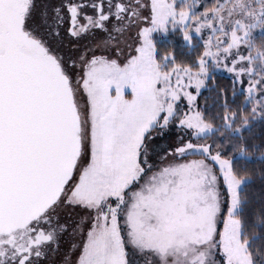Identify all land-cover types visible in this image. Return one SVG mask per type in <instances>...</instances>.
<instances>
[{"label":"snow or ice","instance_id":"obj_1","mask_svg":"<svg viewBox=\"0 0 264 264\" xmlns=\"http://www.w3.org/2000/svg\"><path fill=\"white\" fill-rule=\"evenodd\" d=\"M198 5L59 0L37 23L35 0H0V264H42L64 234V264H264V200L242 193L264 164V0ZM169 30L203 51L160 55Z\"/></svg>","mask_w":264,"mask_h":264},{"label":"trees","instance_id":"obj_2","mask_svg":"<svg viewBox=\"0 0 264 264\" xmlns=\"http://www.w3.org/2000/svg\"><path fill=\"white\" fill-rule=\"evenodd\" d=\"M215 0H207L203 5L211 7ZM155 36V44L158 48L160 55H165L168 52L174 53L177 62H191L195 57L201 52L200 47H195L189 50L182 43L181 35L178 31L173 32L168 35L165 41L160 39L158 34ZM216 83L219 86L230 89L231 78L215 74ZM203 91V94L199 97V104L202 110L205 111H215L214 108V94L208 91ZM230 102L234 108H238L241 103H243V95L238 94L234 101L231 100V93L229 92ZM245 135H248V130H245ZM255 142L257 145H264V123H255L253 125V135L249 138L248 143L251 144ZM259 153H257V156ZM247 167L253 172L252 181L247 184L243 189L242 193L248 198L250 206L258 207L260 202L264 200V178H262L261 173L264 172V164H261L259 160L253 159L252 162L247 163ZM259 243V241H258Z\"/></svg>","mask_w":264,"mask_h":264},{"label":"flooded vegetation","instance_id":"obj_3","mask_svg":"<svg viewBox=\"0 0 264 264\" xmlns=\"http://www.w3.org/2000/svg\"><path fill=\"white\" fill-rule=\"evenodd\" d=\"M36 3V22L41 23L42 17L41 13L46 11L51 5L58 4L59 0H35ZM135 35V30L131 31V36ZM129 41H131L129 39ZM89 41H82V44H86ZM61 222L69 220L70 222L79 221L80 216L76 212L62 211L61 212ZM79 238L73 237L70 234H64L59 242V249L56 252H49L48 258L42 262V264H64L66 257H71L73 244H78ZM75 255V254H74ZM77 258L76 255L69 259Z\"/></svg>","mask_w":264,"mask_h":264},{"label":"rangeland","instance_id":"obj_4","mask_svg":"<svg viewBox=\"0 0 264 264\" xmlns=\"http://www.w3.org/2000/svg\"><path fill=\"white\" fill-rule=\"evenodd\" d=\"M206 1H207V0H199V5H198V7H197V11H203V10H204L203 5L205 4ZM214 3H216V0H215ZM171 33H173V31H171V30H169V32H168L167 34L159 33V32H157V33H153L152 36H151V39H153V41H154V43H155V36H154V35L158 34V35L160 36V39H161L162 41H165V39H167L168 35L171 34ZM179 34L181 35L183 45H184L185 47H188L189 50H192V49H190L189 46L184 42L183 37H182V34H181L180 32H179ZM257 35H258V34H257ZM205 38H207V33L205 34ZM194 39H196L195 36H194ZM129 42H131V41H129ZM198 46L200 47V50H201V52H202V51H203L202 43H197V45H196L195 47H198ZM217 74L225 75V76L231 78L230 75H229L227 72H224V71L217 72ZM129 95H130V94H129ZM175 135H176V130L173 129L172 132L169 133V136H168L164 141H162L161 143H163V144H167V143L171 142L172 137H174ZM154 160H155V158H154ZM156 162H157V164L159 163L158 160H157ZM75 212H76L79 216L82 215L81 210H76ZM221 227H222V225H221ZM74 254L76 255L75 250H74V251L72 252V254H71V257H72V258L75 256ZM71 257H69V258H71ZM136 259H137V264H146V260H145V258H143V257H137Z\"/></svg>","mask_w":264,"mask_h":264}]
</instances>
